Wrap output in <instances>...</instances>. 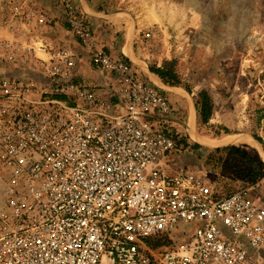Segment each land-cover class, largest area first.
Wrapping results in <instances>:
<instances>
[{"label":"built area","instance_id":"obj_1","mask_svg":"<svg viewBox=\"0 0 264 264\" xmlns=\"http://www.w3.org/2000/svg\"><path fill=\"white\" fill-rule=\"evenodd\" d=\"M26 2L0 0V64L32 72L0 77V264H264V206L174 161L185 135L165 95L71 1L65 23L111 94L78 81L83 56L18 42V28L51 22Z\"/></svg>","mask_w":264,"mask_h":264},{"label":"rangeland","instance_id":"obj_2","mask_svg":"<svg viewBox=\"0 0 264 264\" xmlns=\"http://www.w3.org/2000/svg\"><path fill=\"white\" fill-rule=\"evenodd\" d=\"M86 1L99 13L131 18L136 50L144 54L138 58L148 66L171 62L179 88L188 89L193 103L201 91L211 98L213 111L206 125L194 113L187 126V110L179 109L186 126H175L185 135L187 146L174 161L203 177L221 195L244 189L264 205V0ZM26 4L50 16L51 22L44 27L29 24L34 25L35 36L43 37V31L52 29L56 21L66 25L62 4V14L56 13L57 4L52 0H27ZM7 16L0 11L3 40L9 33L3 23ZM26 29L28 25L18 28V42L29 40ZM1 76L27 78L32 72L0 64ZM190 129L202 140L247 136L255 148L206 146L190 137Z\"/></svg>","mask_w":264,"mask_h":264},{"label":"crops","instance_id":"obj_3","mask_svg":"<svg viewBox=\"0 0 264 264\" xmlns=\"http://www.w3.org/2000/svg\"><path fill=\"white\" fill-rule=\"evenodd\" d=\"M57 4L56 13H59L62 9L60 4L62 0H52ZM77 7L79 13L84 16V19L89 24L92 29L93 37L95 41L103 47V49L110 54L113 58L124 57L128 62H130L135 69L140 73L141 77L150 82L156 88H158L167 98L171 108L175 112L173 119L177 122L178 126L185 127L186 124L181 120V113L179 109L187 110V126L189 122L190 115L196 113L194 108V103L189 99V95L186 91L179 87H170L162 83V81L155 75L148 71V65L138 58L143 57V51L136 50L135 47V26L131 18L127 15L123 17H116V15H110L106 13L97 12L92 5H90L86 0H70ZM62 14V11H61ZM57 17V16H56ZM54 18V17H53ZM29 29H26L30 37V41L34 42L37 31L33 30L34 25H28ZM44 30V29H43ZM26 31H24L26 33ZM23 32V33H24ZM43 38L47 39L55 45H61L73 51L74 53L83 56L80 59L77 67L76 78L78 81H82L87 85L96 88L100 93L104 95L111 94L115 90V83L113 82V77L108 73H103L99 69L91 67L84 57L83 50L75 39L71 38V33L67 26H61L59 22H55L52 29H45ZM20 33V32H18ZM21 37L20 40H22ZM141 64V65H140ZM144 65V67L142 66ZM191 101V102H190ZM179 116V117H178ZM177 129V127L175 126ZM225 136V135H223ZM221 136V137H223ZM220 137V138H221ZM247 137V136H246ZM251 142L252 139L247 137ZM219 139V138H218ZM248 145L246 143H241V145H246L255 148V145ZM231 145V144H225ZM240 145V144H236ZM221 146V147H223ZM252 196V195H251ZM253 197V196H252ZM254 198V197H253ZM264 206V205H263Z\"/></svg>","mask_w":264,"mask_h":264},{"label":"trees","instance_id":"obj_4","mask_svg":"<svg viewBox=\"0 0 264 264\" xmlns=\"http://www.w3.org/2000/svg\"><path fill=\"white\" fill-rule=\"evenodd\" d=\"M148 71L157 76L164 85L170 86V87H181L179 79L172 67L171 62L165 61L160 67L157 66H148ZM186 92L189 93L188 89H186ZM194 108L198 117V121L202 125H206L212 116L213 111V104L211 101V98L205 91H201L198 96L197 100L194 103ZM186 145V141L184 140V147ZM197 148V145L194 146ZM221 150H237L234 148H223ZM220 151V150H217ZM255 162H257L256 159L252 158Z\"/></svg>","mask_w":264,"mask_h":264},{"label":"bare ground","instance_id":"obj_5","mask_svg":"<svg viewBox=\"0 0 264 264\" xmlns=\"http://www.w3.org/2000/svg\"><path fill=\"white\" fill-rule=\"evenodd\" d=\"M192 119L193 117L190 115V124L192 122ZM189 126V125H188ZM189 135L190 137L199 142V143H202L206 146H223L225 144H241V143H246L248 145H252L251 143L254 144V142H251L250 140H248V138L246 136H237V135H225L219 139H216V140H202V139H199L195 134L194 132L192 131V129L189 130Z\"/></svg>","mask_w":264,"mask_h":264}]
</instances>
